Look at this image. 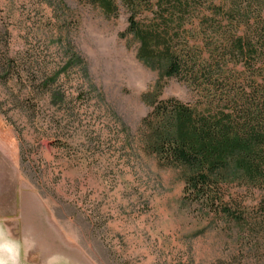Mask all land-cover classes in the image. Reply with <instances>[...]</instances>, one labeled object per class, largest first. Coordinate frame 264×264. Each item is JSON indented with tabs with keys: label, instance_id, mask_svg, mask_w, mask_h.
Returning <instances> with one entry per match:
<instances>
[{
	"label": "rangeland",
	"instance_id": "obj_1",
	"mask_svg": "<svg viewBox=\"0 0 264 264\" xmlns=\"http://www.w3.org/2000/svg\"><path fill=\"white\" fill-rule=\"evenodd\" d=\"M261 2L244 17L263 16ZM117 9L0 0V65L12 60L0 69V240L29 264H264V244L257 259L236 226L186 197L183 170L143 151L144 96L158 71L137 59L119 0ZM160 85V100L205 99L183 80ZM229 179L226 201L257 204Z\"/></svg>",
	"mask_w": 264,
	"mask_h": 264
},
{
	"label": "trees",
	"instance_id": "obj_2",
	"mask_svg": "<svg viewBox=\"0 0 264 264\" xmlns=\"http://www.w3.org/2000/svg\"><path fill=\"white\" fill-rule=\"evenodd\" d=\"M93 1L107 17L117 15L118 0ZM119 1L128 12L122 36H131L137 59L158 71L155 92L144 96L151 109L140 124L143 151L161 166L183 170L186 197L236 226L238 239L261 258L264 72L250 71L264 65V15L244 17L261 0H218V6L214 0ZM238 63L246 68L237 70ZM11 66L5 57L0 69L8 73ZM172 78L204 92L202 106L158 99L160 82ZM229 178L256 192L257 204L226 201L222 187Z\"/></svg>",
	"mask_w": 264,
	"mask_h": 264
},
{
	"label": "crops",
	"instance_id": "obj_3",
	"mask_svg": "<svg viewBox=\"0 0 264 264\" xmlns=\"http://www.w3.org/2000/svg\"><path fill=\"white\" fill-rule=\"evenodd\" d=\"M6 244H11L14 246V251L12 253L6 252V248H5ZM8 256L18 259L19 264H29L24 259L25 256L21 253V248H17L14 241L11 238H4L0 240V262H2Z\"/></svg>",
	"mask_w": 264,
	"mask_h": 264
},
{
	"label": "clouds",
	"instance_id": "obj_4",
	"mask_svg": "<svg viewBox=\"0 0 264 264\" xmlns=\"http://www.w3.org/2000/svg\"><path fill=\"white\" fill-rule=\"evenodd\" d=\"M6 252L12 253L14 251V246L11 244L5 245ZM0 264H19L18 259L12 258L11 256L6 257Z\"/></svg>",
	"mask_w": 264,
	"mask_h": 264
},
{
	"label": "bare ground",
	"instance_id": "obj_5",
	"mask_svg": "<svg viewBox=\"0 0 264 264\" xmlns=\"http://www.w3.org/2000/svg\"><path fill=\"white\" fill-rule=\"evenodd\" d=\"M9 238V237H8Z\"/></svg>",
	"mask_w": 264,
	"mask_h": 264
}]
</instances>
